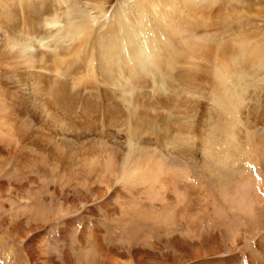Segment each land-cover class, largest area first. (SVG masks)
I'll list each match as a JSON object with an SVG mask.
<instances>
[{"label": "bare ground", "instance_id": "6f19581e", "mask_svg": "<svg viewBox=\"0 0 264 264\" xmlns=\"http://www.w3.org/2000/svg\"><path fill=\"white\" fill-rule=\"evenodd\" d=\"M0 216L264 264V0H0Z\"/></svg>", "mask_w": 264, "mask_h": 264}, {"label": "rangeland", "instance_id": "374dc122", "mask_svg": "<svg viewBox=\"0 0 264 264\" xmlns=\"http://www.w3.org/2000/svg\"><path fill=\"white\" fill-rule=\"evenodd\" d=\"M205 200L206 201L202 205L203 208H206L209 203V199L207 200V198H205ZM1 219L4 218L0 216V264H100V260L105 256V252L102 251L101 247L91 242L83 244L76 240L77 238H73L69 243H65L64 240L58 239L57 237L60 236L62 232L60 229H37L36 231L35 227L27 225L24 228H26L25 231L28 232L29 236L27 240L23 241L18 235V231H16L13 226L9 224L5 225ZM168 230L166 229L164 231ZM174 230H179L181 232L186 231L180 229ZM202 230H204V232ZM192 232L201 235L203 233H210L211 230L197 228ZM255 232L258 233L263 231L256 229ZM36 234L39 236L37 237ZM175 245L176 244L168 243L162 244L161 242L143 245L119 244L116 246H118L122 252H119L120 254H113V256L122 260L125 264H176L174 260L180 262L179 259L183 256L181 250L183 245H176V247ZM231 245L227 243L223 246V254H217L215 253L216 250H213L207 258L206 256L198 255V257L191 258L183 264H195L200 261L204 262L205 260L211 261L212 264L215 262L218 264L260 263V260L257 258L258 256H255L256 254H253L256 260L252 261L250 256L251 249H249L248 246L241 245L235 247L234 244ZM130 247H132L131 251L128 250L131 249ZM136 250L139 251L138 258H135L133 255V252ZM129 252L130 254L132 253V255H130ZM184 256L187 257L185 253ZM137 259H139V261Z\"/></svg>", "mask_w": 264, "mask_h": 264}]
</instances>
